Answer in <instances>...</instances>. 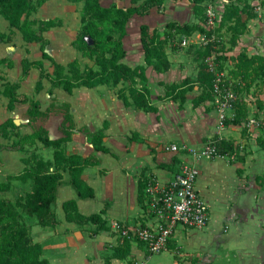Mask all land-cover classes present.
Returning a JSON list of instances; mask_svg holds the SVG:
<instances>
[{
    "label": "trees",
    "instance_id": "trees-1",
    "mask_svg": "<svg viewBox=\"0 0 264 264\" xmlns=\"http://www.w3.org/2000/svg\"><path fill=\"white\" fill-rule=\"evenodd\" d=\"M49 0H0V17L7 21L9 32L0 30V41L8 44L12 43L16 31L21 35L22 40L27 43H37L40 45L42 60L50 61L53 70L47 72L44 69L42 60L30 61L23 58L21 61L22 71L20 80H25L29 76L31 69L39 71V77L35 85V93L38 94L44 89L43 80H48L51 84L47 94L53 95L54 86L57 85L63 92L71 95L75 89L87 88L96 89L100 86L117 87L122 85L117 97L125 105H130V100L135 108L149 113L157 112V108L151 104L150 92L146 85L137 86L139 82H148L147 70L152 68L157 73H164L170 69V62L166 54V46L169 41H174L178 37V44L174 49L182 46L183 38H190L195 33H203L210 37L217 31L225 29L229 34V47L224 45L219 48L217 58L221 62L219 70H226L224 84L233 81L235 86L242 90V96L231 100L234 109L232 119L226 121L227 125L239 126L244 121H248V104L245 96L250 90L264 91V56L255 54L249 56L245 50L239 52L237 56L228 59L226 51L234 49L238 45L239 37L248 30L247 20L255 17V13L250 12V6L243 2L240 8L234 4L233 0L224 6L221 20L217 30L206 32L200 24H179L170 21L166 24V33L161 36L155 31H151L147 24L140 25V42L143 48V64L136 66L128 65L124 59L127 52L123 39L127 35L129 21L135 16H143L150 8H160L165 0H131V6L122 7L116 5L106 6L104 0H69L74 3H82L80 10V29L77 32L72 47L81 54L83 58L93 63L90 67L85 65L81 68L77 59L63 65L58 63L50 55L46 47L49 41L44 33L52 28L61 27L63 21L60 18L32 19V14ZM209 0H191L193 12L198 19L205 16L207 2ZM264 3V0H262ZM254 12V10H253ZM246 13V18L242 14ZM218 41V40H217ZM202 48L198 52L203 62L200 64V71L195 80L188 77L180 82L165 84L164 98H171L182 108L186 101V94L192 90L194 84L203 87V91L194 99V105L208 101L213 98V84L215 75L208 70L205 60L215 52L213 43ZM27 52L28 49L26 50ZM216 53V52H215ZM231 61L230 66L226 63ZM2 67L12 68L11 58L0 59V81L2 90L0 95L8 100L7 110L13 111L17 104L28 103L27 116L29 121L38 120L49 114V109H42L39 100L31 98L19 91L20 82L8 81L7 74ZM232 82V83H233ZM126 84V85H125ZM257 108L262 111L264 100L257 98ZM62 124L60 135L55 136L44 126H39L30 134H20L21 125H16L13 119H8L0 123V139L12 140L11 149L18 152H26L28 148H33V152L26 157H21L24 168L16 173L7 176L8 180L18 181L29 186L24 194H18L14 201L0 198V264H50L48 259L43 257V247L39 242H35L31 225L24 221L23 214L36 218V224L41 227L54 228L59 224L56 212L57 192L63 184L65 175L68 176L67 183L75 190L79 199H92L95 192L82 175L87 167H94L100 164L95 156H82L78 154L67 155L65 145L72 141L75 133H84L86 128L76 129L70 110V105H63ZM108 122L104 121L100 130L89 135L90 143L95 151L112 153L104 144L105 130ZM247 128L242 129L244 136ZM137 137L133 134L131 140ZM213 143L217 153L221 157H227L232 164L234 161L244 162L245 157L239 154L240 150L234 139L215 135ZM259 147L264 152V137L257 140ZM52 149L51 158H44L36 152V147ZM28 146V147H26ZM179 165L174 161L171 165H160L162 169L174 172V166ZM142 170L138 179V203L144 208L146 200V188L149 184L156 183L155 176ZM176 172V171H175ZM256 182L264 181V175L255 177ZM9 184L0 183V191H8ZM62 211L68 222L76 223L83 227L85 225L94 226L90 235L93 236L101 230H108L106 220L102 215L106 212L102 209L99 213L85 216L80 213L77 201L69 199L62 203ZM144 226V224H143ZM226 227V226H225ZM139 247H144L139 243ZM131 244L126 238L118 237V244L114 248V255L119 259H126L131 254ZM131 261H133L131 259ZM192 264L194 260L190 259ZM128 264H131L128 262ZM133 264V263H132Z\"/></svg>",
    "mask_w": 264,
    "mask_h": 264
},
{
    "label": "crops",
    "instance_id": "crops-1",
    "mask_svg": "<svg viewBox=\"0 0 264 264\" xmlns=\"http://www.w3.org/2000/svg\"><path fill=\"white\" fill-rule=\"evenodd\" d=\"M51 3H55V8L50 13L48 6ZM66 4L68 2L65 3L63 0H49L39 9L46 10L45 13H40L39 17L43 20L61 19L63 17L61 6H66ZM178 14L179 12L176 11L174 15L178 16ZM64 29V27L52 28L47 33L45 32L44 36L51 41L50 35L53 32ZM0 30L9 32V25L3 18H0ZM68 36L72 38L71 40L66 38L69 44L74 37L73 35ZM38 45L37 43H25L20 33L16 31L12 43L5 44L0 41V59L11 56L13 67H2L3 72L7 74L8 81L20 82V92L43 104L42 99L45 98L51 86L50 82L43 80L44 89L36 94L35 85L39 71L35 68L30 70L25 80H20L23 58H28L30 61L42 60ZM27 49L29 52L26 51ZM63 58L60 57V59ZM69 61L71 60L66 59L60 63L66 65ZM42 62L44 69L50 73L46 66V63L50 61L42 60ZM229 62L231 63L230 60ZM171 73L172 69L157 74L166 78L171 77ZM160 81L166 82L163 78ZM150 84L152 81H150L149 70V88H147L150 92L151 104L157 108V112L146 113L132 104L125 105L117 96L114 100L111 99L112 101L106 100L107 97L102 96L105 93V86L96 89H75L79 91L78 93L84 94L92 90L96 95L95 99L85 101L87 97L82 99L77 97L76 100H67L76 129L87 128L88 132L94 133L102 128L104 121L108 122L103 144L116 156L95 151L91 143L86 142L85 133H75L72 141L65 145L67 155H92L100 160L99 165L87 167L82 175L83 180L93 188L95 197L79 199L75 190L67 183L68 176L65 175L63 184L57 192L56 212L59 224L54 228L41 227L37 224L31 228L34 241L39 242L43 247V257L48 259L50 264H128V262L146 264L151 260V256L145 247L131 245V254L126 259H119L114 255L119 236L111 225L113 222L124 223L128 226H136L139 223L153 225L152 219L141 218V207L138 203V177L142 170H147V173L155 176L157 183L164 185L171 181L184 165L195 164L200 171L196 184L197 189L204 200L207 198L209 201V204L206 202L208 206L215 209L213 218L217 220L218 226L212 232L209 231L213 230V224L210 221L204 230L178 227L167 247V251L172 249L174 251V264H192L190 259L194 260L195 264H223V259L226 260L225 264H264V230L260 226L261 219L255 212L256 195L251 202L255 208L252 209L254 215L249 211L242 217L235 216L231 212L232 208L223 204L227 195L235 194L244 199L251 195L254 187H261L264 183V181L256 182L255 177L259 174H250L249 155L244 151L239 152L245 157V161H234L232 164L227 157L221 156L212 160L196 161L182 148H198L215 135L232 138L224 136L231 134V130L217 129L216 112L210 106L206 111L204 109L193 111V108H199L201 104L194 105V99L199 94L190 101L186 96L182 109L172 99L170 102H165L167 98H162L165 94L159 95L164 91L158 92L154 98ZM0 90H2L1 81ZM7 103L8 100L0 95V123L13 119L16 125H21L20 130L24 131V134L32 133L33 130L29 131L27 128L29 120L26 122L28 103L17 104L11 112L7 110ZM134 133L137 137L131 140ZM242 136L241 134L240 137ZM138 138L145 139V143H141ZM235 142L237 143L236 140ZM172 145L180 148V152L170 151L169 148ZM174 161H178L179 165L174 166L173 173L159 167L160 165H171ZM23 168L21 160L13 167L16 169L15 174ZM227 174L234 181L232 186L226 182ZM69 199L77 201L80 213L85 216L105 209L106 212L102 218L106 220L108 230H101L91 236L90 232L94 226L88 224L81 227L76 223L66 221L62 203ZM240 207L239 202L238 211H241ZM234 259L238 260L237 263Z\"/></svg>",
    "mask_w": 264,
    "mask_h": 264
},
{
    "label": "rangeland",
    "instance_id": "rangeland-1",
    "mask_svg": "<svg viewBox=\"0 0 264 264\" xmlns=\"http://www.w3.org/2000/svg\"><path fill=\"white\" fill-rule=\"evenodd\" d=\"M68 4L62 5L61 9L63 11V17L61 20L63 21V24L61 27H64V30L53 32L50 36L51 41L45 37L49 41V45L46 47L47 52L52 55L57 62L66 61V59L74 60L77 59L80 63L81 68H83L85 65H88L90 67L93 66V63L89 61L86 58H83L79 52H77L71 45L72 41L68 44V39H72L68 35H73L75 38L77 32L80 29V10L82 8V3H74L70 2L69 0H66ZM65 0L63 2L66 3ZM260 2L262 5H264L262 0H247L246 5L250 6V12H253V4L255 2ZM234 4L238 5L240 8L244 6L243 2H238V0H233ZM230 0H209L207 2V7L210 5L212 6L216 12L224 11V6L229 4ZM103 4L106 6L109 5H116V6H122V7H128L131 6V0H104ZM206 7V8H207ZM55 3H51L48 6V10H50V13L54 10ZM45 9H42L38 11V13L32 14V19H38L42 20L41 17H39L40 13H45ZM179 12L178 16L174 15L175 12ZM256 15V14H255ZM246 13L242 14V18H246ZM1 18V17H0ZM205 20V16H203L202 19H198L193 12V3L191 0H165V3L160 8H150L148 12H146L143 16H135L133 17L128 24L127 28V35L123 39L124 47L127 52V56L124 59V61L130 65L135 66L137 64H143V48L140 42V25L141 24H147L151 31H155L161 36H164L166 33V24L170 21H175L179 24L189 23V24H201ZM261 22V23H260ZM260 22H255L254 18L247 20L246 24L248 26V30L239 37L238 45L232 49L228 50L225 53V56H235L237 53L245 50L247 54L253 55L251 53L256 52V54L264 56V18ZM262 24V25H261ZM215 27H217L215 25ZM217 30V28L214 29V31ZM47 33V32H46ZM45 34V33H44ZM229 34L227 30L222 29L215 33V39L218 40L215 43H213V47L215 49V52L212 53L210 56L207 57L205 60V65L207 67L209 66V63L213 64L215 66V72L216 74L223 73L227 76L226 70L224 71L219 70V64L221 63L219 59L217 58V53L220 50L219 48L221 45L226 48L229 47L228 43ZM178 37L174 39V41H169V43L166 46V54L168 57V61L170 62V69H172V73L168 77H161L159 74H157L152 68H148L147 74H148V82L146 84H143L139 82L137 85L143 86L146 85L149 88V70H150V81H152L151 88L153 91V97L156 98V95L158 92L164 91V93H160L159 95L165 94V84H171L172 82H180L184 78L188 77L192 80H195L198 72L200 71V64L203 62L201 58L198 55V52L202 50V48L208 46L207 45H201L200 43V37L199 33L193 34L189 40V44L187 46H181L178 47V49H174L178 44ZM70 45V46H69ZM40 47V45H38ZM174 47V48H173ZM12 55V52L10 53ZM9 54V55H10ZM60 57H64L63 59H60ZM11 58V56H9ZM70 62V61H69ZM62 64V63H61ZM230 62L226 63L227 67L230 66ZM47 70L52 72L53 67L52 65L47 62L46 63ZM169 69V70H170ZM168 70V71H169ZM163 78L165 81H160V79ZM222 80H224V77H222ZM46 80H44L45 82ZM231 81L228 82L225 85V88L229 91H231L236 98H239L242 95V90H240L238 87L235 86V83ZM126 85V84H125ZM122 88V85H119L117 87H106L105 86V93H103V97H107L106 100L112 101L111 99H115L117 96L118 91ZM164 88V89H163ZM160 90V91H159ZM203 91V87H200L197 83L193 85L192 90L187 92L186 96L190 100H192L194 97H196L198 94H201ZM79 91H74L72 94V97L65 92L61 90V88L57 85L54 86L53 95H49L46 92V96L44 99H42V109L45 110L46 108L49 109V114L46 117H42L38 120H32L28 121L29 119H26V122L28 121V130L32 131L35 130L39 126H46V128H49L52 135L58 136L60 135L62 124V114L64 112L63 105L67 104V100L74 99L78 97L79 99H82L84 97H87V100L95 99L96 95L94 91L90 90L87 91V93H78ZM84 92V91H82ZM35 96V95H34ZM160 96V97H162ZM261 98V100H264V91L254 90L252 88L251 92L248 94V96H245V100L248 104V118L254 117L257 120V124L255 127L248 128L246 126V121L242 122L239 126L226 124V121L229 119H232L234 116V109L229 108L228 106H223L222 103L225 102V100L221 97L218 101H216L213 93V98L201 103L199 105V108H193V111H197L198 109H204L206 111L207 107L210 106L214 111L216 112V118H217V129H218V118H219V110L222 109V112L226 116L225 121V128L231 130V134H226L224 136L232 137L234 138L238 144V149L241 151H244L246 154H248V161H249V172L251 175H264V152L261 150V148L258 145L257 140L262 139L264 137V108L262 111H259L257 108V98ZM171 98L165 99V102H170ZM131 101V100H130ZM132 101L130 102V104ZM176 103V102H175ZM177 104V103H176ZM184 108V107H183ZM182 108V109H183ZM71 110V109H70ZM247 128L244 136L240 137L242 134V129ZM250 129H252L250 131ZM27 130V131H28ZM89 130L86 128L84 130V137L86 138V142L90 143L89 135L91 134L88 132ZM20 134H24V131H19ZM243 139V140H242ZM141 140V143H145V139H139ZM12 140H6V139H0V183L2 184H9L8 191H0V198H4L10 201H14L16 196L18 194H24L26 190L29 189V186L26 184H23L18 181H9L7 176L10 174H15L16 169H13L14 165L18 163V161L21 159V157H26L29 155V153L35 151L33 148H28L26 152H18L15 150H12L11 147ZM40 145V144H39ZM28 147V146H26ZM36 152L41 155L42 157L48 159L52 156V149H46L42 147L41 145L39 147H36ZM226 182L229 184V186L233 185V179L229 176V174L226 175ZM257 186V185H255ZM253 192L251 195H248L246 198L241 199L240 196L233 194L227 195L226 199L224 200L226 207H231V212L233 215L242 217L243 215L247 214L249 211L252 215L253 210L255 209L253 207L252 200L255 198L256 195V203L257 208L255 209V212L258 213V216L260 217V226L264 230V183L261 184V187H254L252 190ZM253 195V196H252ZM203 197V196H202ZM205 201L209 204V201L207 198H205ZM241 203V207L238 211L237 210V204ZM57 209V205H56ZM210 223L213 224V230H216L218 226L217 220L213 217H215V209L210 208ZM23 214L24 221L31 227L33 225H36V218L29 217L27 215ZM241 214V215H240ZM231 223V222H230ZM228 226V225H227ZM225 227V226H224ZM229 227V226H228ZM261 229V230H262ZM197 230V229H196ZM162 252V253H161ZM159 253H151V260L148 261L146 264H174V251L167 249L161 251ZM232 255V254H231ZM233 256V255H232ZM226 260L223 259V264H225ZM234 261L237 263V259H234ZM222 264V263H221Z\"/></svg>",
    "mask_w": 264,
    "mask_h": 264
},
{
    "label": "built area",
    "instance_id": "built-area-1",
    "mask_svg": "<svg viewBox=\"0 0 264 264\" xmlns=\"http://www.w3.org/2000/svg\"><path fill=\"white\" fill-rule=\"evenodd\" d=\"M256 14L255 22H260L264 18V5L260 2L253 4ZM212 6H208L205 11V20L200 24L206 32L214 31L219 26L222 17ZM261 23V22H260ZM215 25L217 27H215ZM262 25V24H261ZM201 45H207L210 41H217L215 34L210 37L199 33ZM189 44L188 38H183L182 46ZM253 55L256 52L251 53ZM208 70L215 75L213 93L216 101L219 98L225 100L223 106L233 109L231 100L237 99L234 94L225 88L222 77L223 73L216 74L215 66L209 63ZM226 116L219 110L218 128H225ZM257 120L254 117L248 118L246 126L255 127ZM172 152H180V148L172 145L169 148ZM182 150L190 154L196 161L212 160L219 157L212 139L203 143L198 148L183 147ZM200 171L197 165L187 164L174 176V178L164 185L152 183L146 188L145 207L141 208V218L152 219L153 225L128 226L124 223L113 222L111 228L121 238H126L133 246L143 243L148 253H159L167 249L174 231L178 227L190 230H204L210 221V207L197 189V180Z\"/></svg>",
    "mask_w": 264,
    "mask_h": 264
}]
</instances>
